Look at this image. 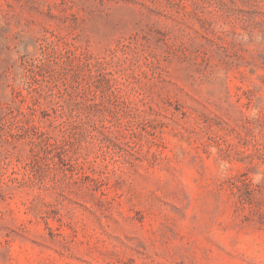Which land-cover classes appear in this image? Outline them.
Returning <instances> with one entry per match:
<instances>
[{
	"label": "rangeland",
	"instance_id": "374dc122",
	"mask_svg": "<svg viewBox=\"0 0 264 264\" xmlns=\"http://www.w3.org/2000/svg\"><path fill=\"white\" fill-rule=\"evenodd\" d=\"M0 264H264V0H0Z\"/></svg>",
	"mask_w": 264,
	"mask_h": 264
}]
</instances>
